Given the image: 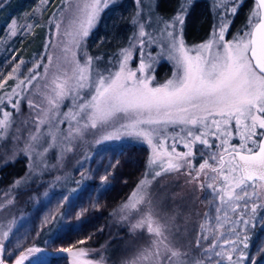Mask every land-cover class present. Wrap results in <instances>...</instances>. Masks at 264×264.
Masks as SVG:
<instances>
[{
  "label": "rangeland",
  "instance_id": "obj_1",
  "mask_svg": "<svg viewBox=\"0 0 264 264\" xmlns=\"http://www.w3.org/2000/svg\"><path fill=\"white\" fill-rule=\"evenodd\" d=\"M157 1L109 0V6L104 9L89 35L80 39L77 44L75 40L78 26H70V12L65 14L64 23H60L62 18L60 19L58 14H63L62 9L69 4V0H0V119L5 111L12 114L10 127L2 136L16 134L19 129H23L28 140L26 142L28 146L31 145L29 153L43 164V159L48 155L52 154L57 160L61 159L75 146H82L94 132L102 131L93 136V140L90 139L93 151L80 161L70 178L34 195L29 211L11 221L7 229L8 237H1L3 245L0 259L4 260V264H15L21 253H26L27 249L33 247L41 251L28 257L24 264H71L74 253L80 250L87 252L85 245H92L100 236L105 220L103 215L125 203L133 192L139 190L138 185L142 180L147 182L145 197L150 199L149 187L156 178L155 172L161 171L170 157L189 151V148L185 147V143L192 139L188 136L189 131L194 135H201L210 130L213 134L210 136L207 133L204 136L208 145L199 142L192 144L193 155L179 161L180 169L190 168L193 171L192 176L201 170L198 167L203 157H217V154L227 149L230 144L247 149V145L254 140L242 138L241 132L246 130L242 126L237 130L235 119L224 124V118L218 115L210 116L204 124L195 126L179 123L177 116L170 119L160 117L161 121L169 122L141 123L133 129L131 125L137 120H146L147 113L139 116L131 111L117 112L106 121H97L95 128L91 126L92 108L82 110L80 105L93 103L92 97L96 95L100 76L109 78L121 71L123 49L129 50L131 54L126 62L125 75L132 72L136 74L135 79L145 80L149 87H161L173 79L174 72L179 71L181 75L183 73L182 67L177 64V59L181 56L180 40H183L189 56H196L198 51L203 57L215 56L218 50L222 51L219 44H213L210 50H198V46L212 40L214 26H218L224 19L229 25L224 32L225 41H234L245 31L249 16L257 8L251 0H236L235 4H232L231 0H178L174 11L167 17L160 15L156 10ZM131 3L133 13L130 14ZM195 3H202L198 8L200 22H208L203 25V31L196 25L193 31L196 35L193 34L190 39L195 40L198 36L201 39L190 42L185 39V19L192 13ZM224 5H229L226 19ZM232 7L237 9L234 15L231 13ZM178 15L183 18V24L175 21ZM108 16L115 19L114 25L104 24L102 30L108 31L109 36L100 38L95 35V30ZM13 22L15 35L11 34L10 26ZM122 22L129 23L124 29L128 35L127 40L116 34L115 42L109 43L116 29L122 28ZM141 25L146 33L144 37H139ZM215 31L216 39L219 40V28ZM169 32L174 34L175 48ZM89 38L92 39L89 44L92 49L99 45H110V51L115 47L118 49L112 54L105 52L101 58L96 54L92 57L86 48ZM141 39L143 44L140 43ZM163 65L165 68L157 78L156 73ZM78 66L85 69L84 80L78 79ZM33 75H36V79L27 83V79ZM57 77L58 82H67V94L57 102V107H52L47 98L55 97L53 81ZM81 84L83 87H80ZM18 85L20 87H17ZM13 89H16L15 95H12ZM15 102L19 103L18 109L13 107ZM44 112L47 113V119L40 124V130L37 132L38 119H44ZM28 116L35 120L32 129L27 124L23 125L25 120L22 118ZM213 119L221 121L219 131L212 123ZM172 120L177 122H171ZM243 124L250 125L251 120H244ZM140 130L152 133V144H149L144 136L137 135ZM33 133L39 136L37 141L31 140ZM225 140L227 144L223 143ZM156 152L161 153V158L155 164H150ZM47 165L49 164L44 163V166ZM105 176L107 181L102 183L101 178ZM157 179L154 180V188L157 187ZM196 180L202 183L198 188L200 196L197 203L202 214L199 237L200 242L205 244L201 255L204 264H228L226 255L217 257L215 252H226L232 248L233 245L225 244V241L235 240L236 232H240L241 240L245 234L249 237L246 249L243 243L235 245L245 254L241 264H264V206H261L264 205V198L253 196L247 208L243 201L235 202L234 206H239L233 212L221 202L218 192L214 191V188L218 190L223 187L221 176H209L208 171L204 169L201 177L197 176ZM209 184H214V188L208 187ZM151 202L155 200L152 199ZM252 202L257 205L255 214L251 212ZM238 210L244 213L241 218L237 216ZM80 213L82 214L78 215ZM242 220H248V224L245 225ZM176 224L168 227L170 233L187 228L175 227ZM49 227L52 233L38 247L42 233ZM188 230H191L190 226ZM182 235L180 234L181 237ZM61 249H71V252H62ZM240 251L233 253V260L239 257Z\"/></svg>",
  "mask_w": 264,
  "mask_h": 264
},
{
  "label": "snow or ice",
  "instance_id": "obj_2",
  "mask_svg": "<svg viewBox=\"0 0 264 264\" xmlns=\"http://www.w3.org/2000/svg\"><path fill=\"white\" fill-rule=\"evenodd\" d=\"M232 4L236 0H231ZM257 8L248 18L245 25V31L239 38L234 41H225L224 32L229 27L225 20L222 19L218 26H214L213 38L209 42L198 46V50L211 49L213 44H219L222 51H217L215 56L203 57L199 54L189 56L184 47L183 40L179 41V51L181 56L177 59L178 66L182 67L183 73L179 71L173 73V79L168 80L161 87L152 88L143 79H135V73L128 72L126 75L124 69L126 62L130 58V51L123 49L124 60L121 62V71L115 73L114 76L105 78L100 76L96 86V95L92 97L93 103L80 105L81 109L91 107L92 112L90 119L91 126L96 127L97 121H106L112 118L117 112L129 111L143 116L147 113L146 120H137L131 127L136 128L137 124H158L167 123L168 120L161 121L160 117L172 118L177 116L178 122L182 124H204L210 116H220L223 123L227 124L229 120L235 119L237 130L241 126L246 130L241 132L243 139H253L258 135H264V0H256ZM109 6V0H85L83 4L77 2L74 6L69 5V9L75 10L77 13L78 29L77 39L75 43L79 44L80 39L87 37L90 30L95 26L104 9ZM225 19L229 14V5H224ZM183 11V9H181ZM237 9L231 8L234 15ZM175 21L183 24V18L178 15ZM59 27V25H57ZM11 27V34L15 35V22ZM30 27V26H29ZM174 27V25H173ZM219 28V40L216 39V28ZM146 35L144 26H140L139 37ZM168 35L173 37V48L176 47L174 34L169 32ZM140 43L144 41L141 39ZM250 53V55H249ZM91 60V58H89ZM254 62V63H253ZM19 66H17L18 68ZM47 67V66H45ZM143 68V65H142ZM17 69H13L16 71ZM80 73L78 79L84 80L85 69L78 66ZM36 79L33 75L27 79V83H31ZM59 78L53 81L55 84V97H48V104L57 107V102L67 94L65 87L66 81L58 82ZM24 83V82H21ZM17 87H20L18 85ZM83 87V84L80 85ZM16 94L13 89L12 95ZM11 100V97H9ZM31 105V101H30ZM35 107V105H32ZM14 108H19V103H13ZM43 112L44 110L41 109ZM155 116V118H154ZM12 114L5 111L3 118L0 119V136H2L10 127ZM47 119V113L44 112V119H38L36 128L40 130V124ZM244 120H251V124H243ZM171 122H177L172 120ZM217 130H220L221 121L212 120ZM229 135L231 133H228ZM137 135L144 136L149 144H152V133L140 130ZM207 133L194 135L192 131L188 132V136L192 139L185 143V147L189 148L187 153L178 154L170 157L165 167L161 171L155 172V176H161L162 172L179 170L181 163L186 157H191L193 152L191 145L197 142L208 145V141L204 139ZM39 136L35 133L31 134V140L37 141ZM227 144V141H223ZM29 150L31 145L28 146ZM162 148L163 145L161 144ZM47 151V149H45ZM174 151V149H173ZM227 152V149H225ZM251 154L241 155L240 152L234 151V158L228 161V170L225 171V156L222 154L218 158L219 166H212L209 160H204L200 165V169H210L214 173H218L223 178V187L216 190L214 184L208 187L217 191L221 202L227 205L233 212L236 210L235 202L243 201L245 208L253 196L264 198V142L259 143V151ZM235 157H238L236 159ZM161 158V153L156 152L154 158L150 160V164H155ZM216 160L213 155L210 157ZM190 163V161H186ZM215 180V178H214ZM102 183L107 181V176L101 178ZM260 183H257V182ZM19 183V181H17ZM146 181H141L138 185V191L132 193L129 199L121 205V212L125 215L122 219H128L127 213L142 211L140 205L145 202ZM264 206V205H261ZM220 211V209H217ZM251 212H257V205L252 202ZM82 213L78 214L81 215ZM225 215H227L225 213ZM219 219V217L217 218ZM246 225L248 220H242ZM147 228V232L153 239L145 248L141 249L136 256L125 264H173V261H179L180 257L187 256L174 246L170 237V232L165 223H161L154 218L151 209L143 211L142 215L136 223L132 224V230ZM9 232H3V238H7ZM240 232H236L235 240H226L225 244H232L233 247L226 252H215V256H227L228 264H241L245 259V254L235 247L238 243H243L244 248L248 247L247 234L241 240ZM84 243V241H81ZM3 239H0V250H2ZM264 250V249H262ZM39 248L33 247L27 249L26 253L15 260V264H24V261L34 253H39ZM62 252H71V249H61ZM240 251V255L233 260V253ZM87 252L80 250L73 254L72 264H94L93 261L81 259L87 257ZM0 264H4V260L0 259ZM96 264H103V257ZM195 264H204L203 260H197Z\"/></svg>",
  "mask_w": 264,
  "mask_h": 264
},
{
  "label": "trees",
  "instance_id": "obj_3",
  "mask_svg": "<svg viewBox=\"0 0 264 264\" xmlns=\"http://www.w3.org/2000/svg\"><path fill=\"white\" fill-rule=\"evenodd\" d=\"M77 2L83 4L85 0H69V4L62 9L64 15L60 12L58 13L60 15L59 18H62L60 23H64L65 14L70 12V26H78L77 13H75L74 7L73 9H69L70 4L74 6ZM177 3L178 0H158L156 10H158L160 15L168 17L174 11ZM201 5L202 3H195V6H193L194 10L185 19V39L187 41L200 40L199 36L195 40H191L190 37L193 34L196 35L193 32L196 25L203 31V25L208 22V20L204 22H200L199 20L198 8ZM130 6L132 8L131 14L133 13L132 3ZM165 6L167 7L165 8ZM205 16L207 17L208 14H205ZM114 20L109 16L105 18L97 30H95V35L100 38H108V31H103L102 26L104 24L110 26L114 23ZM128 26V22H122V28L116 29L109 43L115 42L116 34L121 35V37L127 40L128 35H126L124 29ZM90 41H92L90 38L86 41V48H88L92 57L96 54L98 58H101L105 52L112 54L118 49L115 47L110 51L108 50V46L110 45H99L92 49L89 45ZM164 68V65L159 68L156 73L157 78ZM32 118V116L22 118L25 120L23 125L27 124L32 129L35 122ZM23 131V129H19L16 134L0 136V239L14 218L29 211L34 195L43 192V190L54 184L65 181V179L73 175L72 172L80 164V161L85 159L89 152L93 151V144L90 142V139L93 140V136L102 132L100 130L94 132L92 137H89V140H86L82 146H75L61 159L57 160L54 155L50 154L43 159V164H41L36 161L33 154L29 153L28 142H26L28 141L26 139L27 136ZM44 163L49 165L44 166ZM186 170H174L166 175L162 174L154 178V180L158 178V183L157 187L154 188L156 185H154V180L151 182L149 187L150 199H146L140 205L142 211L127 213L128 219H122L125 213L121 212V205L105 213L103 215L105 220L101 227L102 232L100 236L92 245H85L88 252L86 258L96 263L103 257V264H125L126 261L133 259L141 249L151 243L153 237L147 232L146 226L143 229H136L135 231L132 230L131 226L140 219L143 211L151 209L154 218L161 223H165L167 227L176 223L175 227L187 226L182 231L170 233L169 238L172 240L174 246L182 248L179 249L182 253H187V256L180 257L179 261L174 260L173 264H195L197 260H202L201 255L205 250V244L200 242L201 238L199 237L202 214L199 203H197L200 196L198 188L202 183L196 180L198 172L192 176L193 171L190 168ZM67 185L64 186L67 188ZM152 199L155 202H151ZM189 226L191 230H188ZM50 228L45 229L42 233L37 243L38 247L52 233V229ZM180 234H183L182 237ZM177 244L179 245L178 247ZM144 264H148V262H144Z\"/></svg>",
  "mask_w": 264,
  "mask_h": 264
},
{
  "label": "flooded vegetation",
  "instance_id": "obj_4",
  "mask_svg": "<svg viewBox=\"0 0 264 264\" xmlns=\"http://www.w3.org/2000/svg\"><path fill=\"white\" fill-rule=\"evenodd\" d=\"M251 2H253L254 4H255V6H256V3H255V1L254 0H251ZM193 8V7H192ZM194 10V9H193ZM185 25H186V23H185ZM174 119V118H173ZM177 119V118H176ZM259 130V129H258ZM261 132H264V130H260ZM208 133V135H210V136H212L213 134H212V132L209 130V132H207ZM263 135H259L258 137H253L254 138V140H252L251 141V144H248L247 145V149H242V148H239L238 146L237 147H233L231 144L229 145V147L227 148V152H225V149L221 152V151H219V152H221V153H219V154H217V159L216 160H210L209 158H205V157H203L204 159H201V164L204 162V160H209V164L210 165H212V166H219V163H218V158H219V156L220 155H224L225 156V171H227L228 170V161H231L233 158H234V151H236V152H240V153H243V154H249L250 152H249V149H251L252 150V152H255L257 149H258V146H259V141H260V139H261V137H262ZM228 144H229V142H228ZM205 151L208 153V154H210V155H212V153H209L208 151H207V149H205ZM194 161H195V159H194ZM200 160H196V162H199ZM194 163V162H193ZM200 164V165H201ZM192 165V164H191ZM199 169H200V166L198 167ZM207 171H208V175L209 176H219L218 175V173H214V172H212L210 169H206ZM201 174H202V170H200L199 172H198V174L196 175V177L197 176H200L201 177ZM220 177V176H219ZM257 183H260V182H257ZM238 202H240V201H238ZM243 212L242 211H239L238 210V213H237V216L239 217V218H241L242 216H243ZM238 218V219H239ZM237 219V220H238Z\"/></svg>",
  "mask_w": 264,
  "mask_h": 264
},
{
  "label": "water",
  "instance_id": "obj_5",
  "mask_svg": "<svg viewBox=\"0 0 264 264\" xmlns=\"http://www.w3.org/2000/svg\"><path fill=\"white\" fill-rule=\"evenodd\" d=\"M255 1V3H256V0H254ZM256 6H257V3H256ZM249 55H250V53H249ZM254 63V62H253ZM260 142H264V135L261 137V139H260V141H259V143ZM259 151V146H258V149L255 151V152H258ZM241 155H246V154H243V153H240ZM249 154H251V153H249ZM249 154H247V155H249ZM234 155V154H233ZM236 159H238V157H235ZM259 182V181H258Z\"/></svg>",
  "mask_w": 264,
  "mask_h": 264
}]
</instances>
